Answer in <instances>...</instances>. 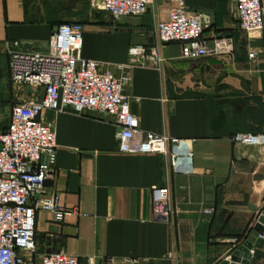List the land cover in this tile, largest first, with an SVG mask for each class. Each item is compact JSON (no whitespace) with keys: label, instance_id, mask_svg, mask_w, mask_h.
Here are the masks:
<instances>
[{"label":"crops","instance_id":"0c3cea01","mask_svg":"<svg viewBox=\"0 0 264 264\" xmlns=\"http://www.w3.org/2000/svg\"><path fill=\"white\" fill-rule=\"evenodd\" d=\"M184 1L189 11L207 16L202 41L212 47L229 39L232 53L187 60L179 44H158V69L144 56H131L132 49L155 45V27L167 18L165 0H154L140 17L118 20L102 10V0H0V132L13 105L43 97L41 88L12 85L7 51L44 52L57 26L79 23L81 57L129 79L124 93L140 129L180 139L179 150L194 155L192 173L185 175L160 155H120L119 127L110 117L45 111L40 119L54 130L57 146L45 194L56 195L66 213L61 221L36 213L35 254L27 264L60 251L81 264L128 258L220 264L250 235L264 210V145L230 139L264 136V27L242 32L235 0ZM156 187H167L179 210L169 225L153 221ZM252 249L250 264H264V240Z\"/></svg>","mask_w":264,"mask_h":264},{"label":"built area","instance_id":"2783aa9c","mask_svg":"<svg viewBox=\"0 0 264 264\" xmlns=\"http://www.w3.org/2000/svg\"><path fill=\"white\" fill-rule=\"evenodd\" d=\"M167 18L155 27V45L148 50L135 48L131 56H144L152 67L162 63L158 44L177 43L181 56L197 60L232 53V41L217 40L212 47L202 41L207 16L189 11L184 0H165ZM154 0H102V10L112 19L140 17ZM239 28L244 33L259 32L264 27V0H235ZM83 27L79 23L55 28L44 52L8 50V70L12 85L43 90L41 100H28L13 105L8 127L0 132V264H27L35 254V215L51 214L61 221L66 213L56 195L45 194V183L55 173L56 135L41 121L45 111L75 115L98 113L114 119L117 152L120 155H160L174 171L192 173L193 152L179 150L182 140L142 131L130 110V99L124 90L128 78L118 79L110 71H101L100 63L81 57ZM13 48L18 43H13ZM250 53L249 58L254 59ZM146 67L144 65H141ZM233 144L264 145V136L236 134ZM153 221L171 224L178 215L167 187L151 189ZM211 214V211H205ZM258 240H264V232ZM254 250L249 251L252 256ZM39 264H81L65 252L41 255ZM92 264V263H89ZM122 264H140L128 258Z\"/></svg>","mask_w":264,"mask_h":264},{"label":"water","instance_id":"95a60500","mask_svg":"<svg viewBox=\"0 0 264 264\" xmlns=\"http://www.w3.org/2000/svg\"><path fill=\"white\" fill-rule=\"evenodd\" d=\"M263 232L264 210L253 226L247 240L244 243L237 245L220 264H250L251 256L249 255V251L253 246H259L261 244V241L258 240L257 237Z\"/></svg>","mask_w":264,"mask_h":264},{"label":"rangeland","instance_id":"374dc122","mask_svg":"<svg viewBox=\"0 0 264 264\" xmlns=\"http://www.w3.org/2000/svg\"><path fill=\"white\" fill-rule=\"evenodd\" d=\"M3 78H4V79H3V80H4L3 83H5V86H8V85H7L6 76L4 75Z\"/></svg>","mask_w":264,"mask_h":264}]
</instances>
